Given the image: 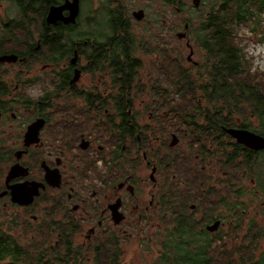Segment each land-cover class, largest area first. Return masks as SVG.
Listing matches in <instances>:
<instances>
[{
    "label": "flooded vegetation",
    "instance_id": "1",
    "mask_svg": "<svg viewBox=\"0 0 264 264\" xmlns=\"http://www.w3.org/2000/svg\"><path fill=\"white\" fill-rule=\"evenodd\" d=\"M65 1L0 0V57L16 56L0 62V254L12 255L13 240L40 263L80 248L97 264L92 245L101 240L112 247L103 261L127 264L128 244L155 254L161 222L168 237L182 217L190 241L236 255L220 232L232 218L236 231L246 207L221 154L241 145L225 132L238 121L206 147L205 114L188 120L184 97L206 95L201 60L214 52L215 43L197 40L203 27L189 24L201 0L191 12L184 0H79L75 13L65 8L47 23ZM34 4L38 14L14 26L20 6ZM195 215L208 220L197 228Z\"/></svg>",
    "mask_w": 264,
    "mask_h": 264
},
{
    "label": "trees",
    "instance_id": "2",
    "mask_svg": "<svg viewBox=\"0 0 264 264\" xmlns=\"http://www.w3.org/2000/svg\"><path fill=\"white\" fill-rule=\"evenodd\" d=\"M38 12L36 4L20 6L19 18H15L13 25L22 23L26 14L32 16ZM194 13L197 21L194 23V19H190L189 24H200L204 34L203 38L197 40L215 44L210 45L214 52L208 55L209 61L201 60L207 65L206 72L209 75L203 81L207 84L206 95H184L189 98L188 120H192L193 114H205L200 127L204 128L206 147L208 140L219 133L220 126H233L234 116L238 121L236 128L264 136V72L252 69L244 48L238 41V31L248 29L257 44L264 43V0H201L200 7ZM221 148L224 149L223 143ZM221 155L223 170L228 175L237 177L238 183L249 180L254 186V193L264 195V151L256 153L236 145L233 153ZM237 193L239 197L244 195L240 187ZM181 219L182 222L176 225L174 232L165 237L166 252L159 256L161 263L264 264V249L258 257L254 256L253 248L236 250L238 260L233 259L231 254L209 255L212 242L200 238L190 241L189 231L185 229L182 217ZM261 236L264 242V233ZM257 240V237L251 236V242ZM106 242L100 240L93 243L92 247L100 252L97 256L99 258H94V263L110 264L101 257L102 250L112 248ZM12 243V255L6 257L0 254V262L12 259V264H88V254L80 248L68 249L66 254H59L53 262L40 263L33 260V256H29L15 241L12 240ZM34 259L39 260L38 257Z\"/></svg>",
    "mask_w": 264,
    "mask_h": 264
},
{
    "label": "rangeland",
    "instance_id": "3",
    "mask_svg": "<svg viewBox=\"0 0 264 264\" xmlns=\"http://www.w3.org/2000/svg\"><path fill=\"white\" fill-rule=\"evenodd\" d=\"M178 3H183L184 6L186 5L187 11L191 12V8L195 7L191 4V0H184L183 2L177 0ZM176 2V1H175ZM178 3H175L176 8H181L178 6ZM186 3V4H185ZM9 10V13H14V16H18V13H16V7L8 6V4H4V7ZM194 14V13H192ZM176 13H174V26L175 31L178 25V18ZM198 26V25H197ZM263 27H264V21H263ZM181 31V29L179 30ZM238 41L240 46L244 48V51L246 53V57L250 61L252 69H255L256 71H259L260 73L264 72V43L257 44L256 41H254L253 34L248 29H243L238 31ZM186 52V51H185ZM187 53V52H186ZM263 71V72H261ZM209 175V174H206ZM221 180V176H218ZM211 183H217L216 180H210ZM238 188H242V192L244 195L240 197V201H242L245 204V213L243 215H239L238 217V226L237 230H232L234 227V224L236 223L235 218H232V224H225L222 227V230L220 232L221 236H227L226 242H227V249L229 252H233L236 250H245L247 248H253L257 251L255 253V256L258 255V253L264 249V242L259 237L257 242H251V236L252 235H261V233L264 232V195L254 193L255 189L253 184L249 180H241L239 183H237ZM218 188H220L222 194L230 195V192H228L229 187L225 186L224 184L219 185ZM253 193V194H252ZM255 195V197L253 196ZM216 213H213V215L221 214L224 215L225 212L223 209H218L217 211H214ZM188 212H185L186 214ZM193 219L196 222V227L198 228L201 223L206 222L208 218L206 216H203L198 220V215L192 216ZM171 225L168 224L167 220H164L159 225L158 229V237L161 242V245H157L156 248H153V251H155V254H153L151 248L149 245H138L135 242H132L126 246V252H125V262L128 264L129 262L131 264H163L161 261H159V256L164 254L166 252L165 249H163L162 242L163 238L170 233ZM14 238L18 240V242L21 239L16 235L12 234ZM158 242V241H157ZM80 244V243H79ZM216 248V247H215ZM212 248V249H215ZM211 249V250H212ZM209 255H214L211 251ZM215 256V255H214ZM235 260H238L237 255H233L232 257Z\"/></svg>",
    "mask_w": 264,
    "mask_h": 264
},
{
    "label": "water",
    "instance_id": "4",
    "mask_svg": "<svg viewBox=\"0 0 264 264\" xmlns=\"http://www.w3.org/2000/svg\"><path fill=\"white\" fill-rule=\"evenodd\" d=\"M78 1L79 0H67L62 6L55 7L52 6L49 9V12L47 14L46 22L49 24L54 23L58 18V15L60 12L65 8H71V15L72 13H75L76 9H78ZM200 3V0H193V5L195 7H198ZM59 13V14H58ZM16 56L14 55H3L0 57V62H15ZM225 132L230 135L232 138L236 140L238 144H241L245 146L248 149H251L253 151H261L264 150V137L261 135H258L254 132L245 130V129H234V128H228L225 129ZM19 198H14V201H20L17 200ZM216 225H213L209 227L210 230L214 229Z\"/></svg>",
    "mask_w": 264,
    "mask_h": 264
},
{
    "label": "bare ground",
    "instance_id": "5",
    "mask_svg": "<svg viewBox=\"0 0 264 264\" xmlns=\"http://www.w3.org/2000/svg\"><path fill=\"white\" fill-rule=\"evenodd\" d=\"M261 151H263V150H261Z\"/></svg>",
    "mask_w": 264,
    "mask_h": 264
}]
</instances>
